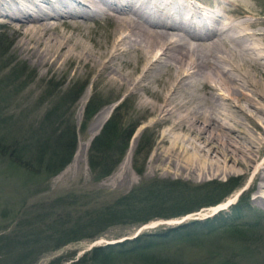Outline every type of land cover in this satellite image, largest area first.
Listing matches in <instances>:
<instances>
[{
    "label": "bare ground",
    "instance_id": "1",
    "mask_svg": "<svg viewBox=\"0 0 264 264\" xmlns=\"http://www.w3.org/2000/svg\"><path fill=\"white\" fill-rule=\"evenodd\" d=\"M226 4L238 13L229 16ZM0 16L9 18L4 24L18 37L15 49L33 64L54 70L68 62L74 73L87 66L94 83L132 96L166 125L172 135L163 132L164 147L152 165L178 175L232 174L236 165L253 166L264 149V108L256 100L264 103V33L247 19L246 0H0ZM99 17L110 28L94 49L60 27L79 29ZM86 97L85 91L79 110ZM109 111L102 108L90 130H98ZM239 115L254 132L242 127ZM120 168L121 179L128 177L123 163ZM254 169V200L264 207V154Z\"/></svg>",
    "mask_w": 264,
    "mask_h": 264
},
{
    "label": "rangeland",
    "instance_id": "2",
    "mask_svg": "<svg viewBox=\"0 0 264 264\" xmlns=\"http://www.w3.org/2000/svg\"><path fill=\"white\" fill-rule=\"evenodd\" d=\"M40 3L43 4L42 2ZM246 3L248 4V9L251 11V16L247 19L257 21L259 31L264 33V0H246ZM226 5L229 10V16H235L238 13H235L238 10H233V13L231 12L233 9L231 4ZM8 20V17L0 16V37L8 44V50L0 57V65L8 62V65L0 69V96L7 95L9 97V99L4 98L5 101L0 102V146H3L5 152L9 153V155L0 154V212L5 210L6 214L8 212L12 214L16 210L15 207L20 204L24 206L34 204L36 201L45 202L64 192L80 193L95 191L98 201H109L115 196L125 193L140 182L152 178L179 179L197 184L208 180L224 181L227 178H235L238 181L241 180V184L223 200L230 199L228 205L212 212L215 213L214 216L218 215L215 224L244 220V218H237L235 220L234 218L236 214H240L241 216L248 215L245 209H240L239 213H235L236 211H232L230 208L241 195L243 196L244 203H247V205L245 204L246 209L261 217L260 225L264 229V207L254 200L256 186L253 180L254 166L259 165L264 154V149L258 154L254 164L252 163L253 166L251 165L248 169H244L236 165L234 166V170L236 171L232 174L220 173L216 176L203 175L202 177L201 175H178L174 174V171L166 166L158 167L156 164L152 165V159L156 150L164 147L161 138L163 132H166L167 126L161 124L155 116L146 114L143 108L137 106V101L132 96L125 95L121 91L115 93V89L109 88L101 82L94 83V75L87 71V66L80 65L78 72L74 73V64L68 62L63 63L62 67L54 70H47L44 67L33 64L15 49V40L18 37L4 24ZM49 21L52 20L50 19ZM90 21L86 27L81 25L79 29L76 27L71 28L67 24H63L60 27L66 33H71L75 39L82 41L83 45L87 47L89 45L88 48L94 49L92 43L103 41L104 34L110 28V25L101 17L96 18L95 21ZM263 45L264 40L262 43V47L264 48ZM72 90L79 91V96L73 103L70 100ZM218 90H216V93L223 94L222 90ZM85 91L87 92V97L81 110H79L81 105L79 98ZM245 91L246 93H250L248 90ZM90 97H93L100 105L87 120L84 129L81 131L80 125L84 105ZM122 100L123 102L120 104V109L118 108L116 114L120 116L124 128H134L133 133L128 141L126 150L112 171L103 178L94 181L91 179L87 165V148L91 139L99 132L105 121L98 130H95V128L90 130V124L98 119L95 116L104 107L109 108V117L114 108ZM256 100L264 108V103L259 98H256ZM234 106L236 109L240 108L239 104ZM54 107H60L59 111L57 110L58 112L54 113V109L52 110ZM238 110L241 112L240 109ZM61 113H64V116L70 122H73L72 125H74L75 130L74 146L69 161L57 173L46 179H43L41 174L32 176L21 166L10 164L8 156H12L13 146L18 148L19 155H15L18 160L24 161V163L34 162L37 147L43 144L45 136L53 135L52 128L48 130V124H45L46 121L52 116L61 115ZM241 115L239 116L242 119L241 125H243L246 120ZM257 121L259 120L257 119ZM242 127L246 131L250 129L249 133L255 131L250 123L244 124ZM144 130L146 131L143 132ZM142 132V138L151 139V147L144 156L140 155L138 157L137 164L141 165V172L137 173L132 168V154L142 136ZM229 134L236 138V140L238 139L236 136H240V133L235 129ZM169 135H172V133L169 132ZM227 140L231 141L229 136ZM130 144H133L130 158L127 163H124V158L130 148ZM122 163L123 168L126 167L129 172L128 177L124 179H121L123 176V170L120 168ZM209 210V207H203L185 217L166 220L167 222L170 221V223L155 224L153 226L146 225L140 231H155L195 219L203 220L212 214ZM209 218H212V216ZM9 221V218L0 216V226L7 225ZM152 221L163 222L165 220L154 219ZM8 226L7 228H9ZM137 229L136 226L109 227L94 240L71 242L59 249L47 251L40 255L35 264H48L51 260L67 254H73V259H76L93 245L104 244V242L116 241L132 236ZM212 249H215L213 245L206 241L199 243L197 246L181 245L179 247L180 255L185 260L200 258L207 254L211 255L212 253L209 252ZM216 250L217 256L231 258L230 264H264V248L261 246L257 247L254 254L241 251L238 245L232 242L224 243L220 248L216 247ZM62 261L61 264L67 263L66 260Z\"/></svg>",
    "mask_w": 264,
    "mask_h": 264
},
{
    "label": "trees",
    "instance_id": "3",
    "mask_svg": "<svg viewBox=\"0 0 264 264\" xmlns=\"http://www.w3.org/2000/svg\"><path fill=\"white\" fill-rule=\"evenodd\" d=\"M6 50L8 44L0 37V57ZM6 65L8 62L1 64L0 69ZM78 96L79 91L72 90L71 103ZM4 98L9 99L7 95L0 96V102L5 101ZM122 102L114 108L88 145L86 159L94 181L112 171L133 133L134 128H124L120 116L116 114ZM99 105L93 97L87 100L81 131ZM59 109L52 108L54 113ZM72 123L64 113L50 117L45 124H48V130L52 128L53 135L45 136L43 144L37 147L35 161L24 163L18 160L15 156L19 155L18 148L13 146V154L8 156L10 164L21 166L32 176L41 174L43 179L54 175L71 157L75 140ZM143 132L132 154V168L137 173L141 172L138 157L144 156L151 147V139L142 138ZM0 154L9 155L3 146H0ZM240 184L241 180L235 178L198 184L179 179L152 178L104 202L96 199L95 191H89L64 192L45 202L20 204L12 214H6L5 210L0 212L1 217L10 220L7 224L9 228L7 225L0 226V264H35L47 251L71 242L94 240L112 226L138 227L154 219L178 218L218 204ZM245 204L240 195L230 207L235 213H239L240 209L248 212L244 216L236 214L234 220L244 218L243 221L215 224L218 215L191 220L155 231H142L134 238L118 243L94 245L76 259H73V254H67L48 264H61L62 260H66V264H230L231 258L217 256L216 247L232 242L241 251L252 254L258 246L264 248L261 217L246 209ZM205 241L215 248L209 252L211 255L192 260H185L180 255L181 245L197 246Z\"/></svg>",
    "mask_w": 264,
    "mask_h": 264
},
{
    "label": "water",
    "instance_id": "4",
    "mask_svg": "<svg viewBox=\"0 0 264 264\" xmlns=\"http://www.w3.org/2000/svg\"><path fill=\"white\" fill-rule=\"evenodd\" d=\"M136 235H137V233L133 234V235L130 236V237H124V238H122V239H120V240L111 241V242H107V243H116V242H120V241H122V240H124V239H132V238H134Z\"/></svg>",
    "mask_w": 264,
    "mask_h": 264
}]
</instances>
